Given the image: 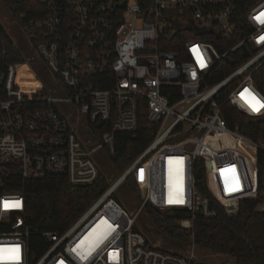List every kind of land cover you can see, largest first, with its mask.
Instances as JSON below:
<instances>
[{
  "label": "built area",
  "instance_id": "1",
  "mask_svg": "<svg viewBox=\"0 0 264 264\" xmlns=\"http://www.w3.org/2000/svg\"><path fill=\"white\" fill-rule=\"evenodd\" d=\"M44 1L49 11L40 32L28 37L38 38L36 53L58 79L62 95L27 94L12 63L0 72V187L48 175L65 176L73 185L94 182L97 155L114 153L117 132L137 129L142 104L156 131L130 167L66 229L41 233L45 246L38 256L31 250L24 194L2 191L0 264L204 263L195 218H212L217 211L198 179L204 176L210 193L224 204L216 193L224 190L222 174L207 163L225 161V146L233 143L245 156L234 155L232 168L239 177L247 170L252 187L236 198L257 201L264 217V92L254 78L264 66V23L257 19L264 0ZM227 60L236 66L214 81L215 67ZM35 102L42 106H31ZM69 105L86 116L96 142L82 139L72 109L61 111ZM227 106L262 122L261 136L230 125ZM98 123L110 124L100 137L92 128ZM200 159L205 167L198 178ZM141 165L144 176L136 177L143 202L130 211L113 195ZM169 170L176 175L171 186ZM168 193L175 203H168ZM146 204L190 212L179 221L191 236L185 250L149 242L137 225Z\"/></svg>",
  "mask_w": 264,
  "mask_h": 264
},
{
  "label": "trees",
  "instance_id": "2",
  "mask_svg": "<svg viewBox=\"0 0 264 264\" xmlns=\"http://www.w3.org/2000/svg\"><path fill=\"white\" fill-rule=\"evenodd\" d=\"M9 9L22 22L28 34L38 35L39 22L45 18L49 8L44 0H4ZM38 41L34 39L33 45ZM27 62L23 50L9 35L0 21V72L9 64H14L17 69ZM236 62L222 61L214 69L213 80H218L228 74L236 66ZM255 81L264 92V66L255 73ZM39 83L23 84L22 88L27 93L32 87H38ZM100 87H106L100 85ZM43 95V92H41ZM40 95V94H39ZM42 106L40 103H32L31 106ZM44 105V104H43ZM224 115L230 125L239 123L242 130L253 137H260L257 131L262 122L250 121V119L238 110L227 106ZM139 125L132 132H117L114 153H107L112 167L122 174L134 162L137 156L145 149L154 137L156 126L148 118V110L145 104L140 106ZM264 123V122H263ZM100 128V130H97ZM96 136L110 129V124L92 125ZM245 154L240 151L239 159ZM197 167L204 169L203 160L197 161ZM112 180H108L106 173L99 169L96 180L88 184L73 185L65 176L48 175L41 179L23 181L20 178L14 183L0 187V193L4 190L18 191L24 194L26 201V223L31 228V250L35 255L41 254L45 242L43 231L66 229L77 217L85 211L103 192L110 186ZM127 185L138 196L140 193L139 182L136 173L130 174L122 186ZM121 186V187H122ZM198 186L203 194L211 197V205L216 209L217 215L212 218L197 216L195 218L194 235L196 244L205 252L212 254H226L234 257L236 264H264V217L257 210V201L244 199L240 203L237 213L230 214L225 207L210 193L206 186L205 177L198 179ZM215 189V187H213ZM216 190V189H215ZM252 187L247 170L241 172L239 177L235 170L229 186L216 191L222 202L229 207L236 205L237 196L250 194ZM122 203L118 192L113 195ZM169 212L163 213L152 204L145 205V212L156 228L169 240L188 243L190 233L180 226L179 221L190 216L186 208L170 207ZM207 264V263H202Z\"/></svg>",
  "mask_w": 264,
  "mask_h": 264
},
{
  "label": "rangeland",
  "instance_id": "3",
  "mask_svg": "<svg viewBox=\"0 0 264 264\" xmlns=\"http://www.w3.org/2000/svg\"><path fill=\"white\" fill-rule=\"evenodd\" d=\"M0 21L6 28L9 35L15 40L17 45L23 50L27 57V62L18 69V80L22 83L32 84L39 83L38 87H32L31 90L26 89L31 95L43 94L49 95H62V87L58 79L52 74L46 63L38 56L34 48L33 43L28 37L26 28L22 22L15 16V14L9 9L4 0H0ZM66 109H72V119L75 123V127L79 131L82 139L87 142H96L97 138L91 135V132L86 125V116L79 113L75 105L64 106L61 111ZM97 137V136H96ZM98 168L106 173L108 180H113L119 177L120 172L112 167L109 157L106 152H100L96 157ZM245 171V169H244ZM134 173L136 175L144 176L145 167L141 165ZM118 196L122 200V204L130 211H137L142 204L141 196L137 195L134 191L125 185L118 190ZM243 199L239 198L236 201V205L229 207L226 204H222L230 214L238 212L240 203ZM160 209V208H159ZM171 208L160 209L163 213H167ZM137 225L139 230L146 236L151 244H156L162 248H166L170 251H181L188 247V243L180 241H172L167 238L162 232H160L154 223L149 219L145 212V206L139 212L137 218ZM197 252L200 260L207 264H236L234 257L226 254H212L210 252L203 251L197 246Z\"/></svg>",
  "mask_w": 264,
  "mask_h": 264
},
{
  "label": "bare ground",
  "instance_id": "4",
  "mask_svg": "<svg viewBox=\"0 0 264 264\" xmlns=\"http://www.w3.org/2000/svg\"><path fill=\"white\" fill-rule=\"evenodd\" d=\"M19 83L21 84V86L24 84L20 81H19ZM240 151L241 150L238 149L237 145H235V143H233L230 146L229 145L225 146L224 154H226L228 157V158H225V161H223L222 163H220L218 165H216L215 162H213V161H210L207 163L209 168L213 167L214 169H216L217 171H219L222 174L221 181L224 185V190L229 186V184L232 180L233 172H234V170L232 168L233 160H231V159L233 158L234 155L239 158ZM167 181H168L169 186L174 185L176 183V175H175V172L173 170H169L167 172ZM167 200H168L169 204L175 203V199L173 197H171V195L169 193H168ZM89 236H90V234L88 235V237ZM88 237L85 236L83 239H89Z\"/></svg>",
  "mask_w": 264,
  "mask_h": 264
},
{
  "label": "water",
  "instance_id": "5",
  "mask_svg": "<svg viewBox=\"0 0 264 264\" xmlns=\"http://www.w3.org/2000/svg\"><path fill=\"white\" fill-rule=\"evenodd\" d=\"M203 31L206 32V31H211V30H210V29H205V30H203ZM200 32H201V31H200ZM244 49H245V54H248V50H247V48L244 47ZM202 173H203L202 169L199 168V169L197 170V172H196L197 177H198V178L201 177V176H202ZM134 230H138V227L135 226V227H134Z\"/></svg>",
  "mask_w": 264,
  "mask_h": 264
},
{
  "label": "snow or ice",
  "instance_id": "6",
  "mask_svg": "<svg viewBox=\"0 0 264 264\" xmlns=\"http://www.w3.org/2000/svg\"><path fill=\"white\" fill-rule=\"evenodd\" d=\"M262 17H264V13H262L260 16L257 17V19L261 22V23H264V19H262ZM253 100L255 99L254 97L252 98ZM257 103H259L257 101Z\"/></svg>",
  "mask_w": 264,
  "mask_h": 264
}]
</instances>
